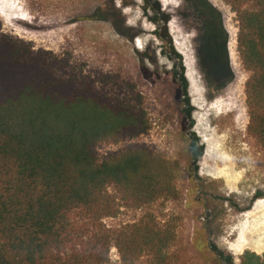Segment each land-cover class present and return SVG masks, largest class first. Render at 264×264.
<instances>
[{
    "label": "rangeland",
    "instance_id": "374dc122",
    "mask_svg": "<svg viewBox=\"0 0 264 264\" xmlns=\"http://www.w3.org/2000/svg\"><path fill=\"white\" fill-rule=\"evenodd\" d=\"M212 8L227 33L228 76L209 75L203 63L219 25ZM0 23V36L53 53L99 91L145 112L148 130L97 147L100 159L128 145H145L175 167L172 198L145 209L119 204L117 216L104 220L108 228L142 219L158 224L173 237L164 264H243L252 253L264 264V147L248 130L251 75L238 54L239 23L228 4L0 0ZM163 28L182 67L160 35ZM105 264H125L115 246ZM134 264L158 263L146 255Z\"/></svg>",
    "mask_w": 264,
    "mask_h": 264
},
{
    "label": "trees",
    "instance_id": "16d2710c",
    "mask_svg": "<svg viewBox=\"0 0 264 264\" xmlns=\"http://www.w3.org/2000/svg\"><path fill=\"white\" fill-rule=\"evenodd\" d=\"M223 1L237 15L238 54L251 75L248 130L264 147V0ZM212 12L219 25L203 63L209 75L228 76L227 33ZM161 32L182 67L168 30ZM67 66L0 36V264H105L113 246L125 264L146 255L164 264L173 237L158 224L142 219L110 229L104 220L117 216L119 204L145 209L172 198L176 169L145 145L100 159L97 147L132 140L149 122L144 111ZM243 264L261 258L252 253Z\"/></svg>",
    "mask_w": 264,
    "mask_h": 264
},
{
    "label": "bare ground",
    "instance_id": "6f19581e",
    "mask_svg": "<svg viewBox=\"0 0 264 264\" xmlns=\"http://www.w3.org/2000/svg\"><path fill=\"white\" fill-rule=\"evenodd\" d=\"M262 229V228H261Z\"/></svg>",
    "mask_w": 264,
    "mask_h": 264
}]
</instances>
